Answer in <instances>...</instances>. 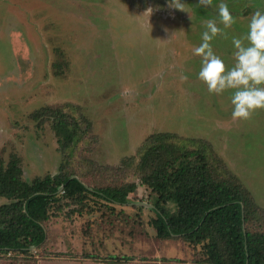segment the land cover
<instances>
[{"label":"rangeland","instance_id":"rangeland-1","mask_svg":"<svg viewBox=\"0 0 264 264\" xmlns=\"http://www.w3.org/2000/svg\"><path fill=\"white\" fill-rule=\"evenodd\" d=\"M181 2L183 10L168 0H0V157L17 155L27 181L63 165L89 187L138 184L134 204L111 208L92 198L90 212L51 218L43 245L0 253V264H196L199 246L160 239L151 225L155 195L136 170L149 135L208 145L210 160L237 176L264 212V109L234 120L231 90L210 94L193 54L214 20L221 31L212 51L233 67V37L247 33L264 0ZM221 3L233 16L228 28L217 16ZM43 107L64 111L85 134L61 148L54 118L31 117ZM165 206L175 212V201ZM249 226L264 229V217Z\"/></svg>","mask_w":264,"mask_h":264},{"label":"trees","instance_id":"trees-1","mask_svg":"<svg viewBox=\"0 0 264 264\" xmlns=\"http://www.w3.org/2000/svg\"><path fill=\"white\" fill-rule=\"evenodd\" d=\"M48 116L54 118L52 128L61 148H70L85 134L59 109L43 107L31 115L37 120ZM190 139L149 135L137 151L140 184L155 195L150 209L156 236L179 237L199 246L196 264H264V229L249 226L264 212L237 176L222 172L217 161L210 160L208 145L196 147ZM137 186L126 181L89 187L63 165L56 173L27 181L17 155L8 160L0 157V196L6 199L0 203V253H30L32 246L45 243L46 221L90 212L94 198L111 208L126 205ZM171 200L173 213L165 206Z\"/></svg>","mask_w":264,"mask_h":264},{"label":"clouds","instance_id":"clouds-1","mask_svg":"<svg viewBox=\"0 0 264 264\" xmlns=\"http://www.w3.org/2000/svg\"><path fill=\"white\" fill-rule=\"evenodd\" d=\"M199 2L208 6L210 0ZM168 3L169 7L183 10L181 0H168ZM147 11L150 13L152 9ZM217 16L224 28L234 22L225 3L219 5ZM247 27L244 36L233 37L235 63L230 69L226 70L224 61L212 51L210 41L221 31L216 21H207L206 30L201 33V43L193 48V54L201 57L197 78L206 85L207 91L220 95L231 90V116L234 120H247L255 110L264 109V12L255 11ZM179 78L184 81L188 76L181 73Z\"/></svg>","mask_w":264,"mask_h":264},{"label":"crops","instance_id":"crops-1","mask_svg":"<svg viewBox=\"0 0 264 264\" xmlns=\"http://www.w3.org/2000/svg\"><path fill=\"white\" fill-rule=\"evenodd\" d=\"M165 258H168V256H165ZM159 261H156V263L155 264H159L158 263ZM190 263V262H189ZM188 262H186V264H189ZM124 264H127V263H124ZM181 264V263H180ZM191 264V263H190Z\"/></svg>","mask_w":264,"mask_h":264},{"label":"water","instance_id":"water-1","mask_svg":"<svg viewBox=\"0 0 264 264\" xmlns=\"http://www.w3.org/2000/svg\"><path fill=\"white\" fill-rule=\"evenodd\" d=\"M128 204H134V203H132V202H129ZM244 226V225H243Z\"/></svg>","mask_w":264,"mask_h":264}]
</instances>
